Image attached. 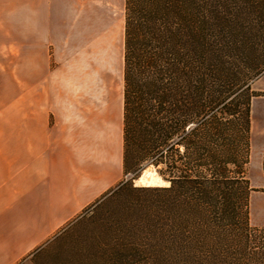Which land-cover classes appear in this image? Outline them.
Listing matches in <instances>:
<instances>
[{"label":"trees","instance_id":"16d2710c","mask_svg":"<svg viewBox=\"0 0 264 264\" xmlns=\"http://www.w3.org/2000/svg\"><path fill=\"white\" fill-rule=\"evenodd\" d=\"M262 74L264 0H124L123 168L169 184L143 206L153 241L133 256L264 264L244 177Z\"/></svg>","mask_w":264,"mask_h":264},{"label":"crops","instance_id":"0c3cea01","mask_svg":"<svg viewBox=\"0 0 264 264\" xmlns=\"http://www.w3.org/2000/svg\"><path fill=\"white\" fill-rule=\"evenodd\" d=\"M121 7L0 0V264H62L65 231L123 176Z\"/></svg>","mask_w":264,"mask_h":264},{"label":"rangeland","instance_id":"374dc122","mask_svg":"<svg viewBox=\"0 0 264 264\" xmlns=\"http://www.w3.org/2000/svg\"><path fill=\"white\" fill-rule=\"evenodd\" d=\"M113 16L123 29L122 57L124 54V7ZM259 96L250 105V139L247 163L244 166V177L252 191L249 197L248 226L252 230L264 229V173L262 160L264 152V74L251 84ZM145 170L159 176L152 165L140 171L133 178L131 171L123 176L109 192L98 201L88 206L82 216L64 233L60 246L62 264L68 257L69 264H151L142 262L133 251L151 244L153 236L149 231L144 215L149 211L142 210L150 205L157 193L156 187L146 186L139 182ZM128 173V174H126ZM160 177V176H159ZM161 178V177H160ZM165 182V181H164ZM67 250V252H65ZM59 253V252H58ZM128 260V262H126Z\"/></svg>","mask_w":264,"mask_h":264},{"label":"bare ground","instance_id":"6f19581e","mask_svg":"<svg viewBox=\"0 0 264 264\" xmlns=\"http://www.w3.org/2000/svg\"><path fill=\"white\" fill-rule=\"evenodd\" d=\"M138 181L144 183L146 186H165L167 184L158 175L150 170H145L142 176L138 178Z\"/></svg>","mask_w":264,"mask_h":264}]
</instances>
